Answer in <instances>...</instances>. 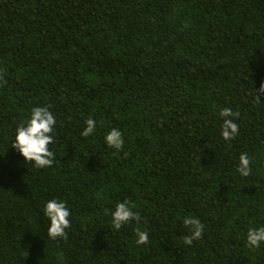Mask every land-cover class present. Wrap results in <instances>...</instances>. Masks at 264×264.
Segmentation results:
<instances>
[{
  "label": "trees",
  "instance_id": "16d2710c",
  "mask_svg": "<svg viewBox=\"0 0 264 264\" xmlns=\"http://www.w3.org/2000/svg\"><path fill=\"white\" fill-rule=\"evenodd\" d=\"M262 83L264 0H0V264H264L245 241L264 224ZM35 106L57 121L44 169L10 147ZM113 128L119 151L103 143ZM53 198L70 210L64 238L46 234ZM123 200L140 222L113 231ZM188 215L204 226L191 245Z\"/></svg>",
  "mask_w": 264,
  "mask_h": 264
},
{
  "label": "clouds",
  "instance_id": "9594fccd",
  "mask_svg": "<svg viewBox=\"0 0 264 264\" xmlns=\"http://www.w3.org/2000/svg\"><path fill=\"white\" fill-rule=\"evenodd\" d=\"M260 94H264V83L255 91L256 96ZM235 115L228 108L223 109L220 113L223 118L220 136L225 142L238 135V125L234 121ZM56 123V117L48 106L31 108L27 120L19 123L13 130L10 144L12 151L18 154L25 163L30 162L37 169L51 167L54 163V152L49 146L54 140ZM96 126V120L87 119L80 135L83 137L93 136L96 132ZM103 143L107 148L119 151L123 146L121 131L116 128L110 129L104 134ZM250 172V158L247 153H241L235 167V173L239 177L246 178ZM134 207L129 201L123 200L110 209V226L113 231L118 232L130 222L139 225L140 215L138 211L133 210ZM41 211L47 220V236L51 239L66 237V230L71 226L70 210L66 202L62 199H49L44 202ZM182 223L188 228V234L184 237L183 243L191 245L194 240L201 237L204 226L197 217L192 215L183 217ZM135 236L136 245L148 243V232L139 226L135 229ZM245 241L249 249L264 245V224L249 227L245 233Z\"/></svg>",
  "mask_w": 264,
  "mask_h": 264
}]
</instances>
